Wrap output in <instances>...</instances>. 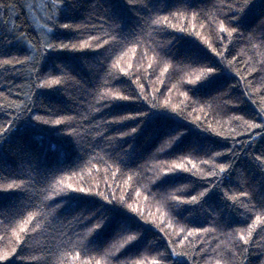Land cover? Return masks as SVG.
Returning <instances> with one entry per match:
<instances>
[{"label":"trees","instance_id":"trees-1","mask_svg":"<svg viewBox=\"0 0 264 264\" xmlns=\"http://www.w3.org/2000/svg\"><path fill=\"white\" fill-rule=\"evenodd\" d=\"M62 3L0 0V37H23L0 47L12 54L0 57L12 60L0 63V188L18 186L0 195V264H264V169L253 162L264 156V0H168L172 11L151 18L125 0ZM229 4L244 9L231 36L220 31ZM165 16L161 33L152 21ZM140 111L132 136L121 131L140 120L109 122ZM189 192L198 201L171 213L170 197ZM113 194L119 205L104 204ZM92 212L108 215L102 229ZM122 223L142 229L137 241ZM165 246L184 256L161 259Z\"/></svg>","mask_w":264,"mask_h":264},{"label":"snow or ice","instance_id":"snow-or-ice-1","mask_svg":"<svg viewBox=\"0 0 264 264\" xmlns=\"http://www.w3.org/2000/svg\"><path fill=\"white\" fill-rule=\"evenodd\" d=\"M158 2V6L153 8L151 7V4L153 3V0H125V3L133 10H136L135 12L137 14H139V9H146L147 10V17L151 18V16L153 15V13H158V12H162V11H172V8H167V2L168 0H157ZM68 4V0H63L62 5H58V7L61 8V10L63 11L64 7ZM161 5H165L164 7H161ZM181 5H187V0H181ZM229 8V13L230 15H226L225 16V20L228 21V24L230 25V27H225V25L223 23H221L220 25V31L221 32H227L229 36H231L233 33H238V30L240 29L239 27L235 26V23L238 22L243 13H244V9L242 7L237 6L236 8H232L231 4L228 5ZM180 8L176 7V11H179ZM113 20L114 23L118 24L121 28H122V22L119 21L118 19L112 17L111 18ZM139 20L143 21L144 17H139ZM167 20L168 17L165 16L163 17V24L161 23L160 19L157 20H153L152 23L156 24V25H161L159 31L161 33L167 31L166 28V24H167ZM56 25L54 24V27ZM59 27H62L64 29H68L71 30V25L68 23H63L61 25H59ZM179 31L183 32L184 29H179ZM262 32H264V27H262L261 29ZM240 35L243 37L246 34L245 33H240ZM10 45L12 43H21L23 41V37L22 36H18V35H11V36H7V37H0V47ZM107 43V41H105ZM169 44L172 43L171 40L168 41ZM49 49H55L57 46L56 45H48ZM61 50H72V51H77V50H82L84 48H88L90 47L89 45L85 44V45H81V46H77L76 44H66L61 42L58 46ZM12 54H0V57H8L11 56ZM216 56H220L219 52H216ZM13 59L16 60L17 63H20V61L18 59H16L15 56H13ZM196 62V61H194ZM0 63H2L3 65L7 66V65H11L12 64V60L10 59H2V61H0ZM198 63V62H197ZM217 64L219 65V62H217ZM217 65L213 64L212 62L209 64V66L206 68V73L208 74V79L206 81H208L211 77L217 75ZM12 71H15L14 68L11 69ZM205 81V82H206ZM60 80H53V81H45V83L43 85H37L38 87H43L46 86L48 84H59ZM116 99H121V100H128L129 96L124 95V96H116ZM153 107H155V105H153ZM178 115V114H177ZM144 113L142 111L140 112H135L133 114H123V115H119V116H115L113 117L112 121H109L110 123H123L126 120H140V124H137L134 127H130V130L125 132V131H121V136L127 135V136H132L134 135L139 126L143 123V119H144ZM37 120H39V117H36ZM61 121L57 120L56 124H60ZM251 128H259L261 127L260 124H251L250 125ZM203 131L208 132L211 131V129L209 128H205L203 129ZM183 131H178L176 133V136L173 137V140H175L176 138H178L179 136L183 135ZM219 135V134H217ZM224 153H220L217 152L215 153L216 156H220L223 155ZM122 163H124V161H121ZM253 162L255 163V165L257 166V168L260 169H264V156L258 155L255 156L253 158ZM204 163H208V161H204ZM193 167H195V165H193ZM217 167L219 168V171L221 173H225L227 170V167L225 164H220L217 165ZM176 169H181L183 171H188V169H186L184 167L183 164H174L172 166L171 171H175ZM17 185L13 184H9L6 188H0V195H2L3 193H7V192H11L13 190L17 189ZM69 189L72 190L73 193L76 194H83V195H89V196H97L100 197L101 194L99 192H92L91 190H86L84 187H77V188H73L71 184H69L67 186ZM179 191V189H178ZM211 191V189L205 188L203 191H199L198 195L200 197H204L206 196L209 192ZM190 196L189 200H182L179 196H171L170 200L172 201V203L169 205V211L175 215H179L182 209V206L184 204H193L196 203L198 201V196L197 195H192L191 192L188 193ZM101 199L104 201V204L106 205H115L118 206L119 205V201L117 200V198L115 197V195L113 194L111 198L109 197H101ZM121 208H123L122 206H119ZM128 210L127 212H132V213H137V209L133 208L131 205H128ZM261 208H264V203L260 204ZM124 209V208H123ZM89 217L93 219V222L95 223V227L97 229H102V227L104 226V224L107 222L108 220V215H103V216H97L95 212L89 213ZM132 218H134L136 221L139 222V215H131ZM34 219V217H33ZM8 221V217L7 216H0V223L2 222H7ZM140 223V222H139ZM141 225H144L142 223H140ZM219 226V225H217ZM120 229L123 232H127L128 235L126 236V242H135L138 240L139 235L141 234L142 229L140 228H135V227H130L129 225L122 223L120 225ZM21 232H25L27 233V229L26 228H20ZM183 231V229H182ZM205 231H207V229H205ZM193 233L192 232H188L187 235L191 236ZM240 240L243 241L244 244H247L248 241L245 240L244 236L241 235L240 236ZM91 243V242H90ZM102 246H97L96 250L99 251L101 250ZM157 252H159V249H156ZM161 259H168L171 256H177V257H183L184 253L182 252H177L175 251V249H173L172 251H168L167 247L165 246V250L164 253H160ZM0 259H6V257H0ZM152 264H159V261L157 260H153ZM185 264H187V262L185 261Z\"/></svg>","mask_w":264,"mask_h":264}]
</instances>
